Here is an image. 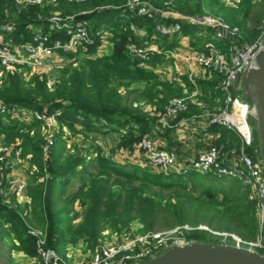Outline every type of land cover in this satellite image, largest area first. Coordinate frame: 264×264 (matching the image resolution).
Segmentation results:
<instances>
[{
	"label": "trees",
	"instance_id": "trees-1",
	"mask_svg": "<svg viewBox=\"0 0 264 264\" xmlns=\"http://www.w3.org/2000/svg\"><path fill=\"white\" fill-rule=\"evenodd\" d=\"M127 1H60L55 6L0 0V27L14 25L12 32L5 31L6 40L14 44L30 41L34 34L32 27L51 33L53 39L67 40L65 30H50V19L56 12L62 19L73 17L71 24L86 22L92 39L85 47L60 52L64 67L60 68V78L53 91L48 88L45 75L26 82L19 74H8L0 85V105L59 112L62 127L45 158L42 149L45 141L39 131L41 122L0 114L2 142L11 145L21 139L23 155H31L30 162L42 174L33 176L29 182L30 205L10 208L0 202V243L4 244L6 238L13 240L3 262V256L0 257L1 264H12L11 252L38 257V238L30 234V227L43 231L46 248L62 255L80 242L94 251L106 230L129 231L135 223L142 227L141 234L181 228V237L188 242H207L214 237L208 231L197 229L202 225L213 232L234 234L244 240H254L260 232L258 202L251 187L239 178L198 172L188 175L156 172L134 159L115 158L114 152L105 155L98 147L83 154L77 147L76 154L64 156L67 139L63 128L86 138L94 133L118 134L122 139L117 149L121 152L131 148L144 134H152L161 127L160 115L171 100L187 98L196 90L200 91L196 102H186V110L170 120L172 126L166 131L163 148L179 153L181 158L191 154L175 135L182 121L198 123V134L192 139L196 151L217 147L225 156L238 158L243 148L236 132L211 125L202 117L206 109L215 112L224 105L219 88L222 75L213 73L206 80L184 77V85H178L162 81L156 70L165 61V53L177 49L184 38L191 39L194 53L207 52L210 44L227 53L229 42L217 40L212 29L191 25L184 19L137 16L125 6ZM144 1L184 16L200 17L207 12L221 18L239 29L242 45L256 42L264 26V0H240L231 6L221 0ZM157 23L168 27L179 23L181 31L162 34L157 30ZM131 24L141 33L130 30ZM153 36H158L162 53L152 59L142 58L128 49L131 45L148 49ZM106 44L109 49L100 52ZM133 85L137 88L129 91ZM121 88L135 98L129 100L127 94L120 92ZM143 102L153 107L154 116L135 107L136 103ZM33 128L37 129L34 137L25 132ZM252 146L246 147V152L257 158V148ZM74 181H79V185L70 192ZM78 205L83 212L81 222L76 224L80 217ZM2 250L0 246V255Z\"/></svg>",
	"mask_w": 264,
	"mask_h": 264
},
{
	"label": "built area",
	"instance_id": "built-area-1",
	"mask_svg": "<svg viewBox=\"0 0 264 264\" xmlns=\"http://www.w3.org/2000/svg\"><path fill=\"white\" fill-rule=\"evenodd\" d=\"M60 1L70 3H84L88 0H29L31 5L52 4L57 5ZM18 4L21 0H17ZM233 5V4H232ZM137 16H148L154 18L157 12L141 0H128L125 5ZM191 25H198L212 28L216 31V39L229 42V58H224L223 51L213 45H208L207 52L184 53L176 55V58L183 60L186 64L195 63L203 69L204 78H211L213 73L222 75L219 85L224 96V105L218 108L216 113L211 114L205 111L202 117L208 120L211 125H220L236 132L240 138L243 148L239 155L240 167L224 164L222 149L211 147L208 150L199 152L194 157H188L181 163L178 153L165 149L156 144L150 133L144 134L139 141L131 148L122 150V156L126 159H135L141 166L149 167L156 172L176 173L188 175L192 172L201 174H213L218 177L239 178L248 184L258 202V216L260 221V235L254 240H244L234 234H224L222 244L245 248L251 251L264 254V164L257 156L254 158L246 152V147L252 146L254 142L253 129L249 123L252 116L251 105L243 100L240 95L241 78L252 68L254 58L259 49L263 47L264 26L258 40L252 45H242L241 34L238 28L231 27L221 18L203 16L201 18H184ZM73 17L65 19L53 16L50 22L54 25L52 30H65L67 40L53 39L51 33L37 30L30 41L14 44L11 41H0V69L7 74H19L22 69L39 71L46 67V62L57 57L61 51H75L92 43L88 24L86 22L71 24ZM162 34H175L181 31L179 23L162 28L158 26ZM2 30L12 32L14 25H4ZM130 30L137 32V28L131 24ZM128 49L146 58L148 53L156 52L152 46L146 50L131 45ZM225 55V54H224ZM63 62V58L60 59ZM192 80V79H191ZM48 85L52 83L48 82ZM235 93V95H234ZM240 95V96H239ZM187 103L183 99H174L160 115V123L164 126L175 118L179 113L185 111ZM0 114L10 116L17 120L35 119L45 123L47 131V144L43 149L47 158L50 149L54 145L52 132L57 130L56 118L60 113H49L48 110L36 112L18 106L0 105ZM30 161V157L23 155L19 144L0 145V202L10 208L17 205H30L31 198L28 196V180L17 175L19 167L23 162ZM16 172V174H15ZM188 229V226L184 227ZM178 229L166 232H151L141 236H126L109 243H100L93 251V257L87 264H138L162 254L173 245H185L183 238L173 239ZM41 235L42 237L38 236ZM30 234L38 238L37 253L38 259L43 264H65L51 249L46 248V237L42 232L31 229ZM1 264V262H0Z\"/></svg>",
	"mask_w": 264,
	"mask_h": 264
},
{
	"label": "rangeland",
	"instance_id": "rangeland-1",
	"mask_svg": "<svg viewBox=\"0 0 264 264\" xmlns=\"http://www.w3.org/2000/svg\"><path fill=\"white\" fill-rule=\"evenodd\" d=\"M28 1L29 0H21V3H23V5H31L30 3H28ZM141 1L145 2V3H148V5H150L153 8V10L157 12L158 16H160L161 18H166V19H169V18H172V19L195 18V17H192V16L181 15V14L173 11L172 9H166V10L158 9V8L152 6L147 1H144V0H141ZM221 2L226 3L227 5L231 6L232 4L239 3L240 0H221ZM53 16H59L61 18V15H60L59 12L54 13ZM203 16L215 17V16H213V15L207 13V12ZM203 16H200L199 18H201ZM215 18H218V17H215ZM53 26L54 25L51 23V26H50V30L51 31L54 28ZM158 26H161L162 28L168 27V26H166L163 23H157V27ZM210 29H212V28H210ZM157 30H158V28H157ZM212 30L215 32V37H216V31L214 29H212ZM170 35H173V34L170 33ZM157 41H158V36H153V41H152L150 46H152L153 49L156 50V52L153 51V52L148 53V55L146 56V58L148 60L152 59L154 57V55L162 53V50H161L159 44L157 43ZM190 43H191V39L190 38H184L182 40V42H181L182 45H180L177 49H175L174 51L165 53V61L163 62V64H160L157 67V69H156L158 74L160 75V78H161L162 81L169 80V81L176 82L178 85H180V84L184 85V77L193 78L194 75L188 70V67H186V65L182 61L177 63V67L178 68H176L175 65H174L177 54H179L181 52L187 53V52H191L192 51ZM248 45H252V44H248ZM213 46H215V45H213ZM108 49H109V47L106 44V46H102L101 47L100 52L104 53ZM223 56H224V58H229V53L228 52L227 53H223ZM61 58L62 57H61L60 52H59L57 57H55V58H53V59H51V60L46 62V67L45 68H43V69H41V70H39L37 72L33 71V70L22 69L21 72L19 73V75L22 78H24V80L26 82H30L32 80V78H34L35 76L45 75L47 80H48V82L52 83V85H50V86L48 85V88L51 91H53L54 90V86L56 84V81L60 78V68L64 67V63L60 60ZM77 66H79V65L76 64V67ZM7 76H8V74L0 69V85L4 81V79L7 78ZM200 80H206V79H203L201 77ZM136 86L137 85H133L129 89V91H133L134 89H136L137 88ZM129 91L126 90L125 88H121L120 92H122L123 95L125 94V96L127 94V96L129 97V100H132L133 98H135V95L134 94H130ZM199 93H200V91L196 90L187 98H175V99H183V100H185V102H188L189 100H194V102H196V99H197V96H198ZM185 94H188V90L187 89L185 90ZM234 95H235V93H234ZM241 98L244 100V98L242 96H241ZM173 100H171L170 103ZM137 106L142 108L144 112H147L150 115L154 116L155 113L153 111V107L151 105H148L146 102L141 103V105L136 103L135 107H137ZM206 111L210 112L211 114H213V113H216L218 110L215 111V112H211V110H207L206 109ZM36 112H39V111L36 110ZM57 113H59V112H56L55 114H57ZM27 121L28 122H34L36 120L35 119H30V120H27ZM56 122H57V130L52 132V134L54 136V138H53L54 139V144H55L56 136L58 134H60V132L62 130V127H61V124H60V121H59V116H57ZM249 123H250V125H251V127H252V129H253V131H254V133L256 135V124H255V121L253 120V118H251V117L249 118ZM46 128L47 127H46L45 123H41L40 124L39 131H40L41 136L43 137V139L45 141V143L42 145V149H44L46 147V144H47V136L48 135L46 134V131H47L48 128L47 129ZM79 128H81V127H79ZM63 130H64V133L66 135L65 138L67 139L66 140V151L64 153L65 154L64 156H67V155H70V154L71 155L76 154L77 153V147L80 150H82V151H80V154L85 153V150H89L90 152L95 151L97 149V147H98V148L103 150V153L105 155H110V154H113V152H114L115 155L113 154V156H115V158L118 156V157L122 158L121 160H125L126 159V158L124 159V157L122 156V151L120 152L117 149V145L119 144L120 140L122 139L121 136L118 135V134L105 135V134H100V133H94V135H91V137L86 138L82 134H74L73 132L68 131L67 128H63ZM25 132L26 133L30 132V135L32 137H34L36 132H37V129L33 128L32 130H28V131H25ZM186 132L187 133L183 134V135L189 137V139L193 138V136H194L193 133H191L189 130H187ZM2 138H3V136H2ZM17 143L22 148V146H23L22 140L21 139H17ZM0 145H5L2 142V139H0ZM248 147H250V146H248ZM252 147L254 148L255 146L253 145ZM193 149L195 150V147ZM27 156L30 157V161H31L32 156L31 155H27ZM27 156H25V157H27ZM30 161L29 162L24 161L23 162L24 163L23 166L19 167V170L17 172V175L20 174L21 176H24L28 180L27 181L28 183L31 182L30 180H31V178L33 176H39V175L42 176V174L40 173V170L36 167V165L32 164ZM45 171L46 170H44L43 173ZM15 174H16V172H15ZM78 185H79V181H74V183L70 186L69 191L70 192L74 191L78 187ZM28 196H29V194H28ZM77 211L79 212L80 217L75 221L76 224L81 222V216H82V212H83L79 205L77 206ZM258 223H259V228H260L259 216H258ZM141 228L142 227L139 224L135 223V224H133L131 226V229L129 231L115 232V231H112L111 229H108V230H106L103 233V236H102V238L100 240V243H109L110 241H114V240L116 241L117 239H120V238H123V237H126V236L136 237V236L144 235V234H141L139 232L141 230ZM29 229L30 230L31 229L36 230L37 232H42L43 236L46 237V234L43 231H41V230H38L36 228H31V227ZM176 229H178L179 232L172 236L173 239H175V238H183V237H181V234H180L182 229L181 228H176ZM197 229L208 231V232H210V233H212L214 235V237H211L210 239L206 240L207 243H224V241H225L223 239V235L226 234V233L213 232L207 226H203V225L199 226ZM186 230H191V228L188 227V229H186ZM259 235H260V232H259L258 236ZM38 236L42 237L41 235H39V233H38ZM186 242H188V241H186ZM225 242H227V241H225ZM12 244H13V240L11 238H6L4 240V244L0 243V246H3L2 255H0V257L3 256L2 257L3 258L2 262L5 260L4 258H6L4 256L8 255L9 249H11ZM17 253L18 252H11L12 256L13 255H17ZM93 253H94L93 251L87 249V247L85 246V244L83 242H80V243H78L75 246H70L66 250V254H64L65 257L62 254H58V253H56V254L61 259V262L65 263V264H87V263H89L91 261V259L93 257ZM26 257L27 258H24V259L22 257H18L16 260L13 258L12 264H30V262H29L30 257H28V256H26ZM36 259H37V262H38L36 264H43L41 259H38L37 257H36Z\"/></svg>",
	"mask_w": 264,
	"mask_h": 264
},
{
	"label": "water",
	"instance_id": "water-1",
	"mask_svg": "<svg viewBox=\"0 0 264 264\" xmlns=\"http://www.w3.org/2000/svg\"><path fill=\"white\" fill-rule=\"evenodd\" d=\"M240 84V95L252 107L251 118L256 124L254 141H258L256 152L264 164V41L252 68L242 76ZM138 264H264V254L230 244L187 242L182 246L173 245L162 254Z\"/></svg>",
	"mask_w": 264,
	"mask_h": 264
},
{
	"label": "crops",
	"instance_id": "crops-1",
	"mask_svg": "<svg viewBox=\"0 0 264 264\" xmlns=\"http://www.w3.org/2000/svg\"><path fill=\"white\" fill-rule=\"evenodd\" d=\"M2 28H3V26H1L0 27V41H7L6 40V34H5V32L2 30ZM31 30H33V31H35L36 32V30H43V29H41L40 27H38V28H34V27H32L31 28ZM44 31V30H43ZM34 32V33H35ZM140 31L138 30L137 31V33H139ZM141 33V32H140ZM194 51L192 50L191 52H188V53H193ZM180 61H182L185 65H186V67H188V70L194 75L193 76V78H190V79H193V80H196V79H200L201 77L203 78V79H205L204 78V75H203V69L199 66V65H197V64H190V63H188V64H186L183 60H181V59H179V58H176L175 59V63H174V65H175V67L176 68H178L177 67V63H179ZM180 69V68H179ZM189 72V73H190ZM153 111H155L154 109H153ZM196 123V122H195ZM196 124H198V123H196ZM196 124H194L193 123V121H191V123H189V122H187V121H182L177 127H176V136H177V138H178V140H179V142L180 143H182L183 144V146L185 147V149H187V150H190V155H187V156H185L184 157V155H183V157L184 158H181L182 157V155H180L179 153V161L182 163L183 162V159L185 160V158H188V157H194V156H196L199 152H201V151H196V149L194 150L193 148H194V145H193V142H192V139L193 138H190L189 139V137H187V136H185V135H183V134H186L187 132V130H189L191 133H193V134H198L197 132H198V127H197V125ZM172 125H171V123H170V121L168 122V125L167 126H164L163 124H161V127H158L157 129H155L154 131H153V133L151 134L152 136H153V138H154V140H155V142H156V144L157 145H159V146H161V147H164V146H166V136H167V133H166V131H167V129L168 128H170ZM254 146L256 147V148H258V141L255 139V141H254ZM202 151H204V150H202ZM257 151V150H256ZM258 152V151H257ZM181 156V157H180ZM222 156H223V158H224V164L225 165H228V166H235V165H237L238 164V166L240 165V163H239V157L238 158H234V157H228V156H225L223 153H222ZM257 156H258V153H257ZM125 159V158H124ZM127 160V159H126ZM129 160H133V159H129ZM133 161H135V159L133 160ZM240 167V166H239ZM22 257L23 259L24 258H27L25 255H23L22 253H17V255H13L12 256V258H14L15 260L18 258V257ZM17 257V258H16ZM29 262H30V264H36V263H38L37 262V259L36 258H30V260H29Z\"/></svg>",
	"mask_w": 264,
	"mask_h": 264
}]
</instances>
